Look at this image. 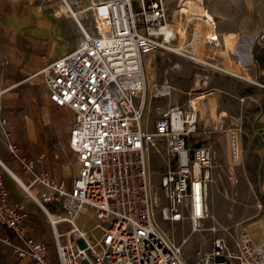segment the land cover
Instances as JSON below:
<instances>
[{"label":"built area","instance_id":"obj_1","mask_svg":"<svg viewBox=\"0 0 264 264\" xmlns=\"http://www.w3.org/2000/svg\"><path fill=\"white\" fill-rule=\"evenodd\" d=\"M87 9L92 25L77 20L76 46L37 71L49 100L73 112L67 141L77 168L68 181L36 171L31 160L18 156L31 177L23 184L42 186L38 198L49 219L58 264H188L183 249L189 234L211 217L206 201L213 148L195 137L199 113L193 105L172 103L153 119L151 129L145 125L149 99L170 93L155 83L150 92L143 64L146 54L174 40L167 4L92 0ZM254 40L264 43V27ZM259 85L264 88V83ZM5 122L0 117V124ZM229 137V155L237 160L234 129H229ZM160 147L168 165L154 185L150 155ZM41 201L59 205L62 212L56 221ZM87 209L100 225L96 236L76 224ZM26 216L0 177V228L14 233H0V243L17 257L50 264L47 242L23 228ZM159 219L172 224L189 220L191 228L175 240ZM60 223L68 228L59 229ZM195 255L203 264H264V236L257 241L241 236L230 246L224 236L214 234L210 249L197 248Z\"/></svg>","mask_w":264,"mask_h":264},{"label":"rangeland","instance_id":"obj_2","mask_svg":"<svg viewBox=\"0 0 264 264\" xmlns=\"http://www.w3.org/2000/svg\"><path fill=\"white\" fill-rule=\"evenodd\" d=\"M29 1L0 2V7L6 10L13 6L21 11L22 8L39 4L41 9H39L37 22L42 20L45 23L46 18L44 16L58 17L57 19L60 20L67 19L63 17L65 14L60 11L62 4L60 0ZM70 1L74 6L80 5L76 9L81 12L76 16L80 17L79 19L84 21L86 26H91L90 12L88 9L84 10L91 3V0H78L76 4H74V0ZM166 1L168 2V16L172 17V25L175 30V38L171 45L178 47L181 43H185L184 45L190 49V44L184 41L185 35L178 25V22L182 21L180 18L188 16V14L180 8V0ZM2 5H5V8ZM68 16V19L76 26L75 40L78 41L79 26L70 14ZM259 17V2L255 0L248 25L243 27L244 33H239L240 52H245L250 44L251 61L248 66L250 68L254 67L251 51L254 33L261 27L257 28ZM196 18L200 19L203 26L210 28L214 33L209 19L203 16H196ZM218 19L221 18L218 17ZM188 28L190 30L191 25ZM193 31L196 30L192 29ZM227 34L238 35L233 32ZM68 36L67 31L62 39L68 38ZM20 42L23 45L18 48H20L23 57L46 54L48 47L46 39H21ZM4 43H8V41L1 37L0 46L3 47ZM203 46L204 44L199 47ZM217 46H222L220 41H218ZM195 53L208 61L219 63V60L213 55V50L197 48ZM175 64L176 67H174ZM144 70L147 85L150 84L151 89H153L154 83L163 84L165 80L171 86V92L168 95L149 99L145 110L148 129H151L152 120L158 116L159 111L170 104L176 102L184 106L193 105L199 113L195 137L208 142L213 148L212 182L206 201L211 217L205 220L202 229L189 234L183 249L186 262L188 264H203L197 259L195 250L197 248H201L203 251L209 250L214 234L224 236L230 246L241 236L259 240L263 235V230H260L258 224L260 221L264 224V140L260 133V129L264 126V98L261 97L264 94V88L233 75L212 70L208 66L196 63L182 53L165 48H158L146 54ZM252 76L254 80L259 82L254 74ZM203 99L208 100L210 105V122L207 126H204ZM0 107V117L5 118L6 123L3 126L8 132V135L4 137L5 145L7 149L11 150L10 144L15 151L17 156L11 151L14 160L19 165L21 162L18 156L31 160L36 171H46L54 177H63L70 181L77 168L73 152L67 141L73 112L68 107L56 105L48 99L42 74L27 79L1 94ZM220 115L221 118H219ZM8 118L12 119V123L9 124ZM217 118L222 120L219 122ZM229 129L236 131L237 140H239L240 154L236 161L229 155ZM28 133L34 137L33 140L27 138ZM41 154L42 157H40ZM55 154H57L56 157ZM61 163L64 168L60 165ZM65 165H68L70 169L66 170ZM150 165L151 180L156 185L160 173L168 165L163 148L160 147L159 152L153 151L151 153ZM62 169L65 173L62 172ZM41 188L40 184H34L30 187L38 194L35 193L37 198ZM27 195L30 197L29 208H37L48 227L42 206L28 193ZM41 202L45 206V203ZM46 208L50 211L57 208L58 212H62L59 205H54L53 209H49V206ZM86 213L87 215L76 220V224L94 232L93 227L96 220L89 209L86 210ZM54 217L53 220L55 221L59 215L55 214ZM159 224L175 240H179L189 233L191 228L189 220L172 224L159 219ZM58 228L67 229L68 225L60 223ZM98 233L99 231H97ZM45 240L49 244V263L58 264L50 229L49 234L45 235Z\"/></svg>","mask_w":264,"mask_h":264},{"label":"crops","instance_id":"obj_3","mask_svg":"<svg viewBox=\"0 0 264 264\" xmlns=\"http://www.w3.org/2000/svg\"><path fill=\"white\" fill-rule=\"evenodd\" d=\"M5 1L7 3H16L22 1L30 2L29 0H0V2ZM165 2L168 7V2L166 0ZM254 2L255 0H203L202 2L199 1V3H201L202 5V10L199 12L200 15L198 16H203L211 21L214 29L213 35H216L217 40L216 43H214L213 41L209 43L207 41H194V48L209 49V44L213 45L214 47H219L217 46V43L218 41L221 42L220 38L222 33L233 32L238 35L239 33H244L242 29L243 27H247L248 25L247 23L250 19ZM258 2L260 9V17L259 22L257 24V28L259 26L261 27L254 33V37L256 33L262 27H264V0H258ZM179 3H181L180 8L184 10L186 0H180ZM3 6L5 8V5H2V7ZM174 8L177 7L174 6ZM39 9H41L39 4L28 6L25 9L22 8L21 11L15 9L13 6L12 8H7L6 10H3L0 7V38L2 37L4 40L8 41V43H4L3 47L0 46V96L4 92L15 87L17 84L22 83L25 80L30 79L34 76H37V71L41 67L48 63L52 58L74 48L78 42L75 40L76 26L72 23L70 19H68L69 16L63 15V17L67 19L62 20L57 19L58 17L54 18L50 16H44V18H46L45 24L42 20L37 22V18L40 12ZM57 16H59V14H57ZM218 17H220L221 19H218ZM168 21L172 23V17L170 18L168 16ZM67 31L69 35L68 38L62 39L64 33ZM193 32L191 30L192 34ZM192 34H190V37L192 36ZM21 39H46L48 44L46 54L42 56L35 55L34 57H23L22 53L20 52V48H18L22 47L23 45L20 42ZM203 44V47H199ZM252 46L253 47L251 55L253 57L254 67H249L250 72L251 74H254L255 78L259 79L260 83H264V43L259 44L255 42L253 38ZM145 56L143 57V64ZM158 85L161 86L163 84ZM150 92H152L151 88ZM221 117L222 116L220 115L219 118ZM11 120V118H8L9 124L12 123ZM146 127L148 128L147 125ZM7 129L10 130L9 127H7ZM260 130L262 139L264 140V126ZM5 136V127L0 124V177L3 179L4 184L8 189L10 199L14 202L21 204L27 211V216L22 222L23 228L26 230L27 233L33 236L41 237L45 240V235L49 234V229L51 232L49 219L45 215L48 224L47 227L39 210L37 208H29L30 197L27 195V193L30 190H33L30 188L28 189L29 191L26 190V186L23 184V182L29 183L30 175L22 168L21 165H19L17 161L14 160V157L11 155V150L7 149L5 145ZM27 138L29 140H33L34 137H32L30 133H28ZM60 165L62 166V163ZM62 168L64 167L62 166ZM65 169L69 170L70 167L68 165H65ZM62 172L65 173L64 169H62ZM32 198L39 204V198H37L38 201L34 197ZM54 205L55 204L51 202L49 205V209H53ZM47 212H52L51 214L53 217L55 214L60 213L58 212L57 208L53 211L47 210ZM83 215L86 214L80 215L77 219L81 218ZM262 225L264 224L262 223ZM262 230L264 235V229ZM263 235L261 236V238L263 237ZM0 264H34V262L27 257H17L14 253H12L9 247L0 243Z\"/></svg>","mask_w":264,"mask_h":264},{"label":"bare ground","instance_id":"obj_4","mask_svg":"<svg viewBox=\"0 0 264 264\" xmlns=\"http://www.w3.org/2000/svg\"><path fill=\"white\" fill-rule=\"evenodd\" d=\"M61 1L60 5V11H62L63 14L72 16L76 23L78 24L77 20H80V17H77L76 15L80 13V10H77L76 8H79L80 5L74 6L70 0L67 1ZM92 1V0H91ZM72 5V6H71ZM89 6V5H88ZM85 7L84 10L88 8ZM185 12L188 14V16L182 17V21L178 22V25L181 27V31H183V35H185L184 41H187L188 44H190V49L187 48L186 45L183 43H179L180 45L178 47L172 46V45H167L164 47L165 49H169L171 51H175L177 53H182L195 61L196 63H199L200 65L203 66H208L210 69L215 70V71H221L230 75H233L237 78L249 81L251 83H255L259 85V82L253 79V76L250 72V68L248 67L250 65V46L245 50V52H240L239 47H240V36H234L230 35L227 33H222L221 35V44L222 47H214L213 45L209 44V49L213 50V55L219 60V63H214L211 61L206 60L204 57L197 56L195 53V48L193 46L194 41H204V42H214L216 43L217 37L216 35L212 33V30L210 28H206L203 26V23L201 22L200 19L196 18V16L200 15V11L202 10V5L199 3L197 0H186L185 3ZM196 15V16H194ZM169 22V21H168ZM169 25L173 29V33L175 34L174 27L172 23L169 22ZM189 25H191V28L189 30ZM195 29L196 31L191 33V30ZM190 34L192 36L190 37ZM189 36V38H186ZM175 38V36H174ZM189 39V40H188ZM207 56V55H206ZM212 58V57H209ZM177 65L175 64L174 67ZM157 85V84H156ZM158 86V85H157ZM163 89H167L169 92H171V86L165 81L163 85H161ZM153 88V86H152ZM154 91V88L152 89ZM202 107H203V112L205 115L204 119V126H207L210 122V117H209V102L206 99H203L202 101ZM199 119V118H198ZM217 121L220 122V120L217 119ZM199 122V121H198ZM221 128V126H220ZM228 141H229V153H230V137L228 135ZM236 141L238 143L239 140H237V133H236ZM239 146V145H238ZM240 154V153H239ZM236 161V160H235ZM10 173V172H9ZM26 186V190H28ZM29 191V190H28ZM32 197H34L37 201V195L33 191L28 192ZM39 204L41 205L40 201H38ZM207 210L209 211V207L206 204ZM213 210V209H212ZM82 214H86V211H84ZM81 214V215H82ZM47 215L49 216L50 219L53 220V216L50 212H47ZM80 216V215H79ZM78 216V217H79ZM77 217V218H78ZM214 218V216H213ZM58 219V218H57ZM54 221V220H53ZM260 230L264 229V225H262L261 221L258 224ZM79 226V225H78ZM99 223L97 221H94V232L93 235H97V231H99ZM257 228V227H256ZM264 236V235H263Z\"/></svg>","mask_w":264,"mask_h":264},{"label":"trees","instance_id":"obj_5","mask_svg":"<svg viewBox=\"0 0 264 264\" xmlns=\"http://www.w3.org/2000/svg\"><path fill=\"white\" fill-rule=\"evenodd\" d=\"M49 205H50V203H45L46 207H48ZM0 233L1 234H6V235H9V236H13V234H14L13 231L11 229L7 228V227H1L0 228Z\"/></svg>","mask_w":264,"mask_h":264}]
</instances>
